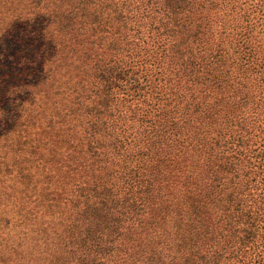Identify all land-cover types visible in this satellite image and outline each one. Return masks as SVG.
I'll return each instance as SVG.
<instances>
[{
  "label": "trees",
  "instance_id": "trees-1",
  "mask_svg": "<svg viewBox=\"0 0 264 264\" xmlns=\"http://www.w3.org/2000/svg\"><path fill=\"white\" fill-rule=\"evenodd\" d=\"M0 264H264V0H0Z\"/></svg>",
  "mask_w": 264,
  "mask_h": 264
}]
</instances>
